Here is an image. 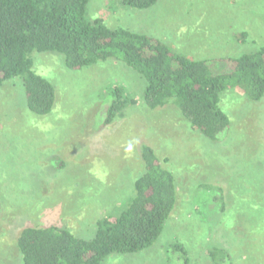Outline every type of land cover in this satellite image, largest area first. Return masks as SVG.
I'll use <instances>...</instances> for the list:
<instances>
[{
  "label": "rangeland",
  "instance_id": "rangeland-1",
  "mask_svg": "<svg viewBox=\"0 0 264 264\" xmlns=\"http://www.w3.org/2000/svg\"><path fill=\"white\" fill-rule=\"evenodd\" d=\"M121 1L90 0V18L159 38L195 59L264 45V0H158L146 9ZM33 58L57 100L52 112L37 115L20 77L0 87V264H23L17 239L27 226L58 225L93 237L97 221L117 216L134 194L144 143L169 157L177 206L152 246L101 264H264V97L224 93L231 124L214 141L174 105L150 109L142 98L145 80L114 59L73 70L58 52ZM116 85L138 103L107 124Z\"/></svg>",
  "mask_w": 264,
  "mask_h": 264
},
{
  "label": "trees",
  "instance_id": "trees-1",
  "mask_svg": "<svg viewBox=\"0 0 264 264\" xmlns=\"http://www.w3.org/2000/svg\"><path fill=\"white\" fill-rule=\"evenodd\" d=\"M158 0H122L126 8L146 9ZM90 0H0V87L20 77L27 104L37 115L52 112L55 85L34 69V52H58L77 70L114 59L145 80L143 100L154 110L174 105L182 118L211 140L231 124L222 95L241 91L248 100L264 97V45L257 51L218 60L195 59L177 52L159 38L91 17ZM246 33H241L244 36ZM216 63L226 71L216 72ZM106 123L138 103L124 85L109 93ZM144 170L134 181V194L117 216L97 221L91 238L58 225L27 226L17 248L23 264H101L115 253H136L152 246L177 206L176 175L155 148L140 149ZM182 253L184 246L178 245ZM215 256V252H212Z\"/></svg>",
  "mask_w": 264,
  "mask_h": 264
}]
</instances>
